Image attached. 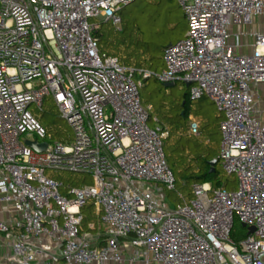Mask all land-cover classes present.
<instances>
[{
    "label": "built area",
    "instance_id": "obj_1",
    "mask_svg": "<svg viewBox=\"0 0 264 264\" xmlns=\"http://www.w3.org/2000/svg\"><path fill=\"white\" fill-rule=\"evenodd\" d=\"M134 1L0 0V264H264V0H178L187 31L156 76L190 82L192 100L207 96L223 114L219 160L239 188L195 184L175 208L165 133L150 126L132 70L100 55L90 21L119 26ZM46 98L72 141L52 140L31 112ZM47 170L93 183L62 191ZM90 199L95 233L82 231ZM236 219L247 229L237 242Z\"/></svg>",
    "mask_w": 264,
    "mask_h": 264
},
{
    "label": "rangeland",
    "instance_id": "obj_2",
    "mask_svg": "<svg viewBox=\"0 0 264 264\" xmlns=\"http://www.w3.org/2000/svg\"><path fill=\"white\" fill-rule=\"evenodd\" d=\"M119 14L123 21L119 26H115L113 23H102L100 19H91L90 21L97 25V29L100 30L99 32L103 36V43L100 45L101 49L106 51L107 54L117 55L121 62L123 60L127 64L142 62V59H145L147 61L145 65L149 66V62H151L149 59L155 58L162 47L182 39L188 27L187 19L183 18L184 11L179 7L178 0H136L127 5ZM186 88V84L181 81L174 83L173 86L166 87L155 78H151L145 82L141 90L143 104L146 101L152 102L150 95L156 89L160 92L167 89V99L174 101L183 96ZM158 96L159 93L157 94L156 92L154 98H158ZM258 96L264 100L263 88L258 90ZM256 104L262 108V103L258 97ZM194 106L197 107L198 113L202 117L206 116L207 120H213V116L216 114V106L209 98L195 102ZM30 110L52 135V140L63 142L73 140V129L61 117L58 107L51 98L44 100L42 109L36 104H32ZM191 117L199 122V119L194 115L191 114L189 119ZM159 119L153 115L149 123L150 126L161 127ZM220 137L222 140L221 130ZM31 138L36 139L37 136L32 135ZM47 174L48 176H56L57 179L65 182L66 186H82V184L93 183V177L89 173L48 170ZM222 177L224 182H227L225 189L237 190L239 188V179L236 175H229L222 168ZM84 178L85 183H81ZM181 195L185 196L187 201L193 198V194L190 196L189 191L182 186L180 181L176 183L175 189L165 187L166 201L171 208H175L184 202ZM89 220L98 225L97 217H90ZM246 234L247 229L239 226L234 229L233 237L239 241Z\"/></svg>",
    "mask_w": 264,
    "mask_h": 264
},
{
    "label": "trees",
    "instance_id": "obj_3",
    "mask_svg": "<svg viewBox=\"0 0 264 264\" xmlns=\"http://www.w3.org/2000/svg\"><path fill=\"white\" fill-rule=\"evenodd\" d=\"M125 7H123L120 12H122ZM183 16V18H186L184 14ZM101 22L112 23L110 20H101ZM121 22H123L122 17ZM99 31L100 30L96 28L94 30V36L98 39V45L100 47L103 43V36ZM167 46L162 47L161 51H159L155 58L149 59V61H151L149 62V66L145 65L147 61L142 58V62H133L132 64H127L123 62V60L121 62V59L117 55L107 54V52L102 50L101 47L99 48V53L102 56L116 57L121 65L132 70L133 79L135 81H141L142 83L140 87L142 98L141 90L145 85V82L149 79L155 78L158 82L164 84L159 81L156 75L165 67L163 54L164 49ZM145 73H148L149 75L144 77ZM177 82L178 81L174 83L176 84ZM156 92L157 94L159 93L158 98H154ZM167 93V89L162 92L156 89L155 92H152L150 95L152 102L146 101L144 106L148 109L150 121L153 115L157 116L158 119L161 117L159 119L161 130L165 133L163 138L165 155L167 163L175 175L176 183L180 181L182 186L189 191L190 196L193 194L192 187L195 184L208 182L212 185L213 189L226 187L227 182H224L223 180L222 168L219 160L221 146L220 123L223 119V114L216 108V114L213 116V120H207L206 116L202 117V115L198 113L197 107L194 106V103L208 97L202 96L199 99L192 100L190 97L189 86L185 89L183 96L174 101L167 99ZM211 102L214 104L213 101ZM191 114L199 119L198 135H194L189 131V116ZM213 161H215L214 165L212 164ZM50 177H53L55 180L61 182L63 184L61 190L65 191L67 187L65 182L57 179L56 176L50 175ZM84 181L85 178L81 181V183H85ZM176 183L174 189L176 187ZM181 198L183 201H187L185 196L183 197L181 195ZM82 216V231L95 233L97 229L89 226L91 223L95 224L89 220L90 217H97L94 200L90 199L83 205ZM239 226L244 228L242 223L236 219L234 229H237ZM233 239L237 242L234 237Z\"/></svg>",
    "mask_w": 264,
    "mask_h": 264
},
{
    "label": "water",
    "instance_id": "obj_4",
    "mask_svg": "<svg viewBox=\"0 0 264 264\" xmlns=\"http://www.w3.org/2000/svg\"><path fill=\"white\" fill-rule=\"evenodd\" d=\"M185 84H186V86L188 87V86H190L191 83H190V82H185ZM164 85H165L166 87H170V86H173V85H174V82L164 83ZM26 144H27V146H29V147H31V148L37 150V151H42V150H44V149L46 148V146H47V143H46V142H44V143H42V144H37L35 141H30V140L27 141ZM212 164L214 165V164H215V161H213ZM254 230H255L254 227H249V228H248V232H249V233L254 232Z\"/></svg>",
    "mask_w": 264,
    "mask_h": 264
},
{
    "label": "crops",
    "instance_id": "obj_5",
    "mask_svg": "<svg viewBox=\"0 0 264 264\" xmlns=\"http://www.w3.org/2000/svg\"><path fill=\"white\" fill-rule=\"evenodd\" d=\"M246 40V39H245ZM249 50V49H248ZM244 51H245V49H244ZM247 51V50H246ZM164 69V68H163ZM260 88H263V90H264V85L263 86H261V87H259V89ZM259 99V101L262 103V110H263V114H264V100H262V99H260V97L258 98ZM258 106V105H257ZM262 117H263V120H264V115H262ZM0 218H2V219H4V220H6L7 219V215L6 214H2V213H0Z\"/></svg>",
    "mask_w": 264,
    "mask_h": 264
}]
</instances>
